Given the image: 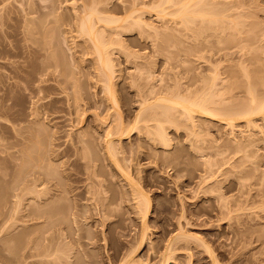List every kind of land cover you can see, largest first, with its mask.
<instances>
[{
    "label": "rangeland",
    "instance_id": "rangeland-1",
    "mask_svg": "<svg viewBox=\"0 0 264 264\" xmlns=\"http://www.w3.org/2000/svg\"><path fill=\"white\" fill-rule=\"evenodd\" d=\"M156 1L0 0V264H120L145 224L135 257L143 264H159L178 233L168 264H264L262 114L254 130L244 117L229 126L199 113L190 123L178 112V124L163 123L167 143L138 129L112 136L126 175L106 154L118 112L79 26L94 10L123 18L132 7L144 20L118 31L93 17L127 130L143 101L162 110L159 95L192 100L216 83L223 94L212 97L239 112L264 97V0H209L205 8L221 12L241 6L228 10L246 24L231 36L199 18L181 23L173 6L161 19L150 8ZM253 84L260 100L251 105ZM132 184L151 201L146 220L147 198L122 197Z\"/></svg>",
    "mask_w": 264,
    "mask_h": 264
},
{
    "label": "bare ground",
    "instance_id": "bare-ground-1",
    "mask_svg": "<svg viewBox=\"0 0 264 264\" xmlns=\"http://www.w3.org/2000/svg\"><path fill=\"white\" fill-rule=\"evenodd\" d=\"M152 4L150 5V8L151 9H155L156 10L155 12H157L156 14L158 15V17L160 16L161 19H162V17L166 16L167 14H170L171 12H172L173 16L178 17L179 20H181V23L183 22L184 24H187L186 23V22H188L187 20H190L191 22H194L195 19L199 18L198 20L202 21L201 23L203 24V26H207L208 27L210 25H213L214 29L220 31L222 33V35L225 34V33L226 34L228 33L229 36H231L232 34H235L238 31H242L243 27L245 28V25H246L245 24L243 26V23L240 22V20H238V17H236V16L240 15L239 13H236V11H235V15L237 14L235 16L232 13L228 12V10H231V12H232V9H231L232 7H234V9H235V6H236L235 2H234V6L232 5L233 3L232 4H228V3L226 4L225 3L227 6L229 5L230 7H227L228 8L227 11L224 10L222 12H221L220 9H219V11H217V9L215 10L214 7H213L214 8L213 10H212V8H207V9H209V10H207L205 7H210L209 6L210 5L209 4V0H208V2H207V0H179V1L178 0H159L157 3H154L153 6H152ZM225 4H224V6L226 7ZM236 4H238V3H236ZM231 5H232V7H231ZM240 5H242V4H240ZM169 6L170 7L173 6L176 9L173 8L174 10H172L171 12H168L167 9L170 8ZM237 6H236V8H238V7L240 8L241 7V6H238V7ZM167 7H169V8H167ZM225 7L222 6L223 9ZM131 9H132V7L127 12L128 14L125 17H123V18L122 17L121 18L120 17L116 18L115 16L109 17V16H102V15L101 16L98 15V17H96V15L98 13H96L94 15V13L96 12V10H94L95 12L94 11H92V13L89 12L88 13L89 15L87 14L86 17L84 16V18L81 19V23L79 25L80 28H81V31L85 32L90 37V39L93 42L92 44H93L94 47L93 46L92 47L94 48V52H96L95 54H97L96 57H97L98 60H100L99 61L100 62V66L105 71V76L103 77V79H106L105 81L103 80L104 83L106 84L105 87L108 89V91H110L109 93H110L111 97L113 98V100H112L113 104H114L113 107L115 106L117 108V112L118 113H117V115L115 114V124H113L111 132H108V135H106L107 139H105L106 143H105V148L104 149L106 151L107 156L111 160L116 162V165L122 171L121 173L126 175L124 173V167H123L122 163L117 159V156H116L117 147H116V144H114L115 141L112 138V136H116L117 135V136H119V139H120L124 134L133 133V132H135L136 129H138V131L147 133V135L153 134L154 135L153 139H155V140L159 139V140L167 143V137H166L167 134H165L166 132H165V127H164L163 123L165 121H167V122H171V123L172 122L173 123L176 122L178 124L179 123V121H177V120H179V116L177 114L178 112H179L180 115L185 117V120H189L188 122L192 121L190 123H194L192 119H193V117H194V115L196 113H199V114L206 115V116H209V117H212V118L222 119V121H225V123L227 122V125L229 124V126H231L233 124L234 120H236L238 117L239 118L240 117L241 118L244 117V119H246V121H248L247 123L248 124L250 123L249 125H251V126H253V124H254V118H255L254 116L257 117V115L260 113V115L262 114L261 117H264V97L262 96L263 93L261 92L262 93L261 94L262 99L260 100L258 98V95L256 96V93L258 94L259 92H255L257 90V89H255V86H256L255 84H253L254 86H251L249 88L250 93L252 94L251 105H253V101L255 102V101H259L260 100V102H255L256 105H254V106H249L250 105L249 104L248 106H245L243 108V109H245L246 107L247 108L249 107V109H245V110H243V112L241 110V112H239L238 110L242 109V108L232 105L231 104L232 102L230 104H227L225 102L226 100L224 98H222L223 96L219 97V99H218V97H215V98L212 97V95H213L212 93L215 92V89H217V88L219 89V86L217 87L218 84L213 83V85H212L213 87L212 88H214L213 89L214 92L211 93V91H212L211 89L212 88H211V85H210V89L209 90H211V91L210 92L207 91L208 92V93L206 92L207 95L205 93L204 94H200V96L203 95L201 97L198 95V97H200L199 99L196 96L197 99L195 97L194 99L192 98V100H190V99L186 98L187 96H183V95H182V97H181V95L172 96L173 94H170L171 96L166 94V95H159L158 97L156 96V98L154 97L156 99L155 101H157V102L160 101L158 103H162L163 102V108H161L162 109L161 111L159 110L160 112H158V110H156V109L154 110L155 107L153 106V104L156 103V102H154V100L152 102L143 101V103L140 106V109L138 110V112L134 116L132 127L129 130H127L125 125H124V119H123V116H122V112L119 111L120 108H119V105H118L119 104L118 97L116 96V94H114V92H115L114 90L115 89L114 90L112 89V87H113L112 86L113 85V82H112L113 81L112 80V78H113V76H112L113 75V68L112 67L113 66H112V62H111V60H112L111 54H110V51H109L108 47L106 46V43H104L105 41L103 42V40H102V34L101 35L99 34L100 31H98V28L96 27V25L94 23L95 19L93 20V17L94 18L95 17L98 18L99 21L102 20L101 22L104 21V25L106 24L105 26H108V27L110 25L116 24V25H113V26H115L114 27L115 29L111 26L113 30H116V26L118 27L117 30L118 29L120 30L121 28L122 29H124V28H132V27H135V26H137L139 24L141 25L142 21H144V20L142 19V17L139 18V16L136 17V19L134 20L131 15L134 16L135 15V11H137V9H132V10ZM212 11H214V12H212ZM215 12H218V13H215ZM233 13H234V10H233ZM144 24L146 25V22H144L143 25ZM213 26H210V27H213ZM112 32L115 33L116 31H112ZM227 37H228V35H227ZM0 52L5 53L4 50L1 49V48H0ZM56 79H57V77H56ZM261 82L264 85V78L261 80ZM214 84H216L215 87H214ZM263 85H262V87H263L262 89H264ZM53 86L55 87V85H53ZM50 87H51V85H50ZM219 91L220 90H218L217 92H219ZM217 92H215L214 95H216V96L218 95L219 96V94ZM219 93H221V95L223 94L222 92H219ZM204 95H206V96H204ZM188 97H190V96H188ZM149 98H151V97H149ZM149 98H147V99H149ZM58 99H56V100H58ZM214 99L217 100V101H215ZM74 100H76V99H74ZM76 102L77 101H75V103ZM213 102H215L218 105L214 104ZM213 104L215 106H213ZM72 105L75 106L74 103ZM79 105L80 104H78V102H77L75 107H78ZM94 105H96V103H94ZM96 107H97V105H96ZM100 107H101V105H100ZM100 107H98V108H100ZM159 115L163 116L164 119H156V116H159ZM153 119H155L156 122H157L156 124H153L154 126L152 124H150V121L153 120ZM255 123H256V121H255ZM255 127L257 128V125H255ZM253 128H254V126H253ZM254 130H255V128H254ZM80 137L83 138V135H79V139H80ZM80 141L82 142L83 139H81ZM60 186H61L62 189H61V191L60 190H58V191H60L64 195V197H67L68 194L72 190H70L68 185L66 183H64V182H62V184ZM138 186H136V184H132V190L130 192H125L124 193L125 195L123 194L124 196H122V197H124L126 200L128 198L129 200H136L137 202H138V200H140V198H144V199L147 198L146 208H143V209H145V211H144V214H142V215H144V220H146V218L148 216V213H149V210H150V207H151V201L149 200V198L146 195V193L144 191H142L143 189L141 190ZM31 191H33V190H31ZM28 192H29V190H28ZM105 215H108V212H106ZM37 217H39L38 214H37ZM37 217H35V218H37ZM13 219H15V218H13ZM6 221H8V220H6ZM4 222H5V220H4ZM14 223L16 225V223H18V222L14 221L13 225H14ZM0 224L2 225V222ZM3 224L5 225V223H3ZM11 225L12 224L9 223V225L6 226V231L8 230V227H9V229L11 228L10 227ZM146 226H147V224L143 225L142 231L140 232L141 235H139L140 239L138 240L139 243L137 244V246H135L134 249H132L128 254H126V256H123V258H121L123 261H120V262L118 261L120 264H143L144 263L143 261L140 262L142 259L138 261V259H136L135 257L137 255V252L140 249V247H142L145 244V242L147 241V239H148L147 238V236H148L147 233L148 232L146 230V228H147ZM0 227H2V226H0ZM4 229H5V227H4ZM181 236H184V235H182V233H178L177 235H175L174 237H172L170 240L167 241L168 243L165 245L166 248H165L164 256H162V261L159 264H168L170 262V260L174 258V255H175V253H174L175 252L174 251L175 250V248H174L175 241H177L176 239L178 237L180 238ZM62 239H63V237H62ZM49 247L50 246H48V249H50ZM43 250H45V249H43ZM46 252H49V251H46ZM38 254L40 256L42 255V253L41 254L38 253ZM46 256L48 257V254ZM46 256H45V252H44L43 256H42V259H44V257H46ZM111 262H113V261L111 260ZM22 263L25 264L24 261ZM22 263H20V264H22ZM35 264H36V262H35ZM45 264H46V262H45ZM214 264H218V263L214 260Z\"/></svg>",
    "mask_w": 264,
    "mask_h": 264
}]
</instances>
